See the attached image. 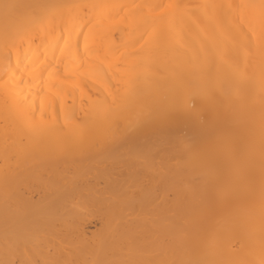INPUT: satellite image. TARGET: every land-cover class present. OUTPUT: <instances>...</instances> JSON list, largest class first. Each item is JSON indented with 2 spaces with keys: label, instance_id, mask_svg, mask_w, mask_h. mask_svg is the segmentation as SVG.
Returning <instances> with one entry per match:
<instances>
[{
  "label": "bare ground",
  "instance_id": "bare-ground-1",
  "mask_svg": "<svg viewBox=\"0 0 264 264\" xmlns=\"http://www.w3.org/2000/svg\"><path fill=\"white\" fill-rule=\"evenodd\" d=\"M0 264H264V0H0Z\"/></svg>",
  "mask_w": 264,
  "mask_h": 264
}]
</instances>
